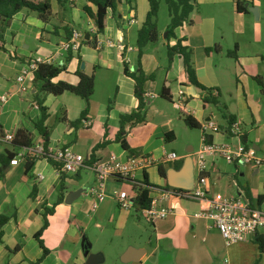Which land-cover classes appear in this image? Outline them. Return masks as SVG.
Returning <instances> with one entry per match:
<instances>
[{"label":"crops","instance_id":"crops-1","mask_svg":"<svg viewBox=\"0 0 264 264\" xmlns=\"http://www.w3.org/2000/svg\"><path fill=\"white\" fill-rule=\"evenodd\" d=\"M239 2L245 7L246 4L258 7L259 19L249 10L239 12ZM49 3V14L24 9L5 32L6 49L20 60H12L0 51V97L9 96L0 110V135L15 136L22 128L32 136V147L41 140L35 127L41 118L34 99L37 86L33 80L31 91L24 94L17 83V78L23 71H29L32 63L42 59L63 67L64 71L53 79L55 83L77 85L80 73L93 76L94 94L89 101L69 92L59 96L40 94L48 114L46 126L51 130L50 154L71 149L84 157L85 164L71 175L39 158L26 174L25 155L31 153V148L0 144V156L8 152L18 154L12 159L18 161L16 165L5 158L0 162V216L9 218L2 228L0 264H34L42 257L43 251L34 236L44 227L46 209H53V214L47 217L48 227L42 235L50 250L42 264H87L88 257L80 245L82 230L91 223V214L99 207L92 210L93 201L84 202L81 196L87 195L95 184L94 162L106 161L112 155L120 162L130 156L147 155L154 158L155 164L144 174L139 173L135 180L110 178L107 182V199L99 206L101 235L107 236L105 225H112L115 232L110 243L103 246L109 261L161 264L167 259L171 264H264V252L254 242L256 234L249 235L244 243L227 246L213 223L198 217L214 199H239L264 213V203L257 201L264 194V166L253 167L205 155V171L200 173L198 169L199 154L206 144L236 147L242 140L264 155V0H195L189 23L175 30V38L164 37L169 14L166 23L158 16L159 39L142 52L137 47V37L150 10L148 0H128L119 6L117 17L109 11L103 32H98L94 19L84 12V7L90 6L87 0H69L64 8L57 0ZM73 31L89 35V43H84L78 52L63 51L62 43ZM179 39L191 48L198 82L206 91L186 85L179 56L174 57L169 67L168 45L173 46ZM236 47V57L230 56L229 52ZM125 65L131 72L142 69L146 76L152 77L143 86L145 120L125 125V141L133 154L117 141L121 117L137 110L139 104L135 82L124 73ZM163 90L169 91L171 101L161 97ZM209 94L217 104L204 107L203 98ZM85 109L88 113L80 124L71 125ZM186 115L200 127L189 128ZM208 122L220 131H205ZM231 122L240 124V136L228 132ZM98 145L101 147L92 160V152ZM172 153L177 155L174 161L168 159ZM187 162L192 164L194 180L201 175L207 178L205 200L170 198L167 205L173 213L153 222L136 205L129 211L112 209L111 204H117L120 192H127L130 199L137 195L136 188L141 186L144 175L150 188H169L167 178L159 174V166L164 167L168 176L170 171L180 172ZM87 172L92 173L93 180L80 187ZM61 174L66 176L65 197L58 203ZM34 187L35 199L31 197ZM73 193L79 195L67 204ZM144 219L152 226L153 235L149 238L144 237L147 233L141 225ZM18 247L20 250L15 252ZM131 248L144 251L146 260L124 263L122 256ZM93 256L97 257L96 264L107 260L103 252Z\"/></svg>","mask_w":264,"mask_h":264},{"label":"trees","instance_id":"trees-1","mask_svg":"<svg viewBox=\"0 0 264 264\" xmlns=\"http://www.w3.org/2000/svg\"><path fill=\"white\" fill-rule=\"evenodd\" d=\"M69 0H57L58 4L61 7H65ZM128 0H87L88 5L84 7V12L92 17L95 21V25L97 27L98 32H103L105 29L106 18L108 12L111 11L112 15L118 16V8L120 5L124 4ZM150 10L148 12L146 21L138 32L137 37V47L142 52L143 48L146 47L150 43H154L159 39V31H158V16L160 11L161 3L164 2L168 8V14L170 17V23L168 26V36L167 40L171 38H175V30L182 27L184 24L189 23L190 15L194 10V2L195 0H148ZM91 7L95 9V12H92ZM28 9L30 11L38 12L40 15L49 14L51 12V6L49 0L45 1H35V0H0V51L4 52L8 58L12 60H20L18 57L11 54L9 50L5 47L4 35L7 29L10 27L14 17L20 13L22 10ZM238 11L239 12H247L248 8L243 5V2L238 3ZM84 43H89V41H85ZM237 47L229 52V55L232 57H236ZM175 56H179L183 61V67L186 75V85L194 86L198 89L206 91V89L198 82L196 72L194 69L193 61H192V50L190 47L183 44L181 39L177 40L173 46L168 45V58H169V67L171 66L173 59ZM64 71V68L61 66H54L48 63H37L36 69L34 70V83L37 86L38 92L35 93V102L38 105L41 111V118L36 122L35 127L44 141V154L41 157L42 159L48 160V162L58 171H62L63 164L54 160L49 153V144H50V135L51 130L46 126V121L48 119L47 109L43 106V99L40 97V94H52L55 96L62 95L64 93H73L86 101L94 94V77L87 76L82 73L79 74V83L77 85H71L65 82H57L55 83L53 79H55L60 73ZM124 73L132 78L135 82V97L137 98L139 104L137 110L132 112L129 115H125L121 117V128L117 137V141L121 143L122 147L125 150H128L133 154L130 150L128 144L125 141L126 123L139 124L145 120L144 109L146 107V102L144 99V90L143 86L146 81L151 79V76H146L142 69H139L136 72H131L128 67L125 65ZM161 97L170 100L172 99L169 91H162ZM209 104H217L216 99L209 94L203 98V105L207 107ZM88 113V109H85L80 119L76 122H72L71 125L74 127L78 126L80 122L86 117ZM185 123L191 129L199 128L198 122H196L190 115L185 116ZM232 123V122H231ZM33 138L32 136L24 129L19 128L14 136V140L12 142L13 147L18 149H30L33 146ZM101 146L98 145L94 148L92 152L91 159L93 160V154L99 149ZM18 154L14 152H8L4 155V157L0 156V162L3 161V158L7 159L9 162L17 157ZM27 160L26 162V174H29L37 159L36 155L32 153H27L25 155ZM40 158V159H41ZM159 174L163 178H167V172L163 166H159ZM65 174H61V182L59 186L60 197L58 203H62L64 201V181ZM78 177V174L75 175ZM151 186L148 184L147 176L144 175L143 182L141 186H138L137 195L134 198V203L138 209H145L150 205L149 199V188ZM154 187V186H153ZM169 187V186H168ZM171 188V187H170ZM37 191L34 187L31 192V197L33 199L36 198ZM258 204L264 203V194L257 198ZM53 214V209L45 210L44 218L45 224L40 232L35 234V239L38 241L43 255L42 257L35 262L34 264H42L44 259L49 255L50 250H48L42 240V235L44 230L48 227L47 217ZM9 221V218L6 216H0V240L2 237V228ZM254 242L258 245V249L263 253L264 252V233L257 232L254 238ZM20 248H16L14 251H19Z\"/></svg>","mask_w":264,"mask_h":264},{"label":"built area","instance_id":"built-area-1","mask_svg":"<svg viewBox=\"0 0 264 264\" xmlns=\"http://www.w3.org/2000/svg\"><path fill=\"white\" fill-rule=\"evenodd\" d=\"M86 34L73 31L69 38L62 43L63 51L78 52L84 44ZM122 47H120L121 49ZM37 63H48L49 61L39 59L32 63L29 71H23L17 78L18 88L21 93L31 91V83L34 80V70ZM8 95L0 97V110L8 101ZM205 131L218 133L220 128L211 122L204 126ZM228 132L240 136L241 127L239 123L232 122L228 126ZM14 136L12 134L0 135L1 143H12ZM205 141V136L204 139ZM31 153L41 158L44 154V141L41 139L30 149ZM50 153V152H49ZM205 155H215L226 159L229 162H241L253 167L264 166V155L246 146L240 140L236 147L224 143H211L203 146L198 161L200 173L205 171ZM50 156L63 164L62 171L74 175L84 167L85 159L81 155L75 154L71 149L57 151ZM168 159L174 161L177 155L172 153ZM18 161L12 160L11 165H16ZM155 164L154 158L147 155L130 156L125 162L117 161L112 155L106 161H96L92 165L95 173V184L88 190L87 195L92 198V210H95L107 199V182L110 178H119L124 180H135L139 173H145ZM43 178V177H41ZM149 207L142 209L141 214L149 221L153 222L165 219L173 210L167 205L170 198L177 197L190 201H202L207 196V178L201 175L189 190L176 188H150L149 189ZM136 197V196H135ZM134 197V198H135ZM134 198L130 199L127 192L122 191L118 194L117 205L120 209L129 211L134 208ZM198 217L211 221L214 227L219 231L227 246L241 244L247 241L249 235H254L260 230H264V213L252 209L246 203L239 199H214L210 201L207 209L202 210Z\"/></svg>","mask_w":264,"mask_h":264},{"label":"rangeland","instance_id":"rangeland-1","mask_svg":"<svg viewBox=\"0 0 264 264\" xmlns=\"http://www.w3.org/2000/svg\"><path fill=\"white\" fill-rule=\"evenodd\" d=\"M159 16H160L162 23H166L168 21V8L165 5V3H163V2L161 5V8H160ZM92 180H93L92 173L87 172L86 174L83 175V180L80 182L79 186L80 187L88 186V184ZM81 199L84 200V202H88V201L92 200L91 197H89L88 195H85V194H83L81 196ZM111 207L113 210H116L117 212L119 211V207L115 202H113L111 204ZM132 215L136 217L137 212L133 210ZM91 218H92L91 223L88 225L87 228L82 230L83 236H82V240L80 242V245H82L83 242L85 240H87L88 243H90L92 245V250H91L92 255L96 254L97 252L98 253H100V252L105 253V257L107 258V260H105L102 264H114V262L109 261L108 252H105V247H103L104 244L110 243L111 237L115 236L114 228L112 225H105V227H106L105 230L107 231V234H106L107 236L101 235V231H100V206H99V210H97L95 213L91 214ZM141 225L143 227H145L146 231H147L146 234L144 233V235H145L144 237H148V238L151 237L153 235L152 226L149 225L148 223H146L145 219L142 220ZM117 264H121V263L119 262Z\"/></svg>","mask_w":264,"mask_h":264},{"label":"water","instance_id":"water-1","mask_svg":"<svg viewBox=\"0 0 264 264\" xmlns=\"http://www.w3.org/2000/svg\"><path fill=\"white\" fill-rule=\"evenodd\" d=\"M246 8H248L249 12L252 13L256 20L259 19V8L256 6H250L249 4H246ZM168 31L164 35L165 38L168 36ZM86 41H89V35H86L85 37ZM81 68H84V63L81 65ZM200 90V89H199ZM168 185L171 188L176 189H182V190H189L192 188L194 184V176L192 172V164L190 162H187L184 166V168L180 172L170 171L167 176ZM78 193L71 194L67 200L66 203L70 204L75 197H77ZM83 254L85 257H88L87 264H96L97 257L90 254L91 245L88 243L87 240H85L82 244ZM145 252L141 250H135L133 248L129 249L123 256L122 261L124 263L129 262H144L146 259L144 257ZM149 264V263H148ZM161 264H171L170 260L163 259L161 261Z\"/></svg>","mask_w":264,"mask_h":264}]
</instances>
